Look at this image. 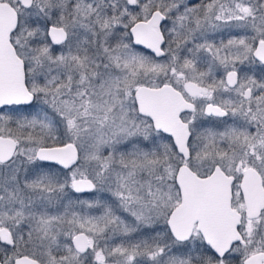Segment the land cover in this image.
<instances>
[{
	"label": "snow or ice",
	"instance_id": "obj_1",
	"mask_svg": "<svg viewBox=\"0 0 264 264\" xmlns=\"http://www.w3.org/2000/svg\"><path fill=\"white\" fill-rule=\"evenodd\" d=\"M0 264H264V0H0Z\"/></svg>",
	"mask_w": 264,
	"mask_h": 264
}]
</instances>
